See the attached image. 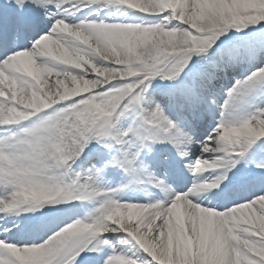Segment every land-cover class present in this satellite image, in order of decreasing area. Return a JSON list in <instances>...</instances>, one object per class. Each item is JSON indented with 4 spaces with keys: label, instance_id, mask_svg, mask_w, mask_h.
I'll return each mask as SVG.
<instances>
[{
    "label": "snow or ice",
    "instance_id": "1",
    "mask_svg": "<svg viewBox=\"0 0 264 264\" xmlns=\"http://www.w3.org/2000/svg\"><path fill=\"white\" fill-rule=\"evenodd\" d=\"M0 264H264V0H0Z\"/></svg>",
    "mask_w": 264,
    "mask_h": 264
}]
</instances>
